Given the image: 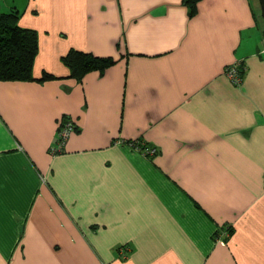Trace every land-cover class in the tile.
<instances>
[{
	"label": "crops",
	"instance_id": "1",
	"mask_svg": "<svg viewBox=\"0 0 264 264\" xmlns=\"http://www.w3.org/2000/svg\"><path fill=\"white\" fill-rule=\"evenodd\" d=\"M196 5L0 0L39 40L0 80V264H264L263 26ZM70 49L117 62L78 82Z\"/></svg>",
	"mask_w": 264,
	"mask_h": 264
},
{
	"label": "trees",
	"instance_id": "2",
	"mask_svg": "<svg viewBox=\"0 0 264 264\" xmlns=\"http://www.w3.org/2000/svg\"><path fill=\"white\" fill-rule=\"evenodd\" d=\"M198 1L184 0V3L190 7V16L195 15ZM38 52V34L33 29L22 28L19 25V13L17 11L0 13V80L30 81L35 79L33 66ZM62 61L70 70L69 77L78 82H81L89 72L103 73L117 62L112 57H100L76 49H70L62 57ZM53 78L55 76L46 73L40 80ZM63 121L67 120L63 119Z\"/></svg>",
	"mask_w": 264,
	"mask_h": 264
},
{
	"label": "built area",
	"instance_id": "3",
	"mask_svg": "<svg viewBox=\"0 0 264 264\" xmlns=\"http://www.w3.org/2000/svg\"><path fill=\"white\" fill-rule=\"evenodd\" d=\"M227 72L234 78V80L238 83L241 78L240 76L242 75V72H243V67L241 64L237 65H233V66H229L227 68ZM74 130V124L72 121H61V124H60V143L61 145L65 142V140L67 139V137L70 135V133ZM156 152L155 149H148L146 154L147 155H154ZM123 250V253L122 254H125L124 251L125 249H121Z\"/></svg>",
	"mask_w": 264,
	"mask_h": 264
},
{
	"label": "water",
	"instance_id": "4",
	"mask_svg": "<svg viewBox=\"0 0 264 264\" xmlns=\"http://www.w3.org/2000/svg\"><path fill=\"white\" fill-rule=\"evenodd\" d=\"M256 1H257L259 13H260V18L263 23L262 38H263V43H264V0H256Z\"/></svg>",
	"mask_w": 264,
	"mask_h": 264
},
{
	"label": "rangeland",
	"instance_id": "5",
	"mask_svg": "<svg viewBox=\"0 0 264 264\" xmlns=\"http://www.w3.org/2000/svg\"><path fill=\"white\" fill-rule=\"evenodd\" d=\"M255 7H256V9H257V12L259 13V9H258V5H257V1L255 0ZM259 15H260V13H259ZM260 24H261V26H263L262 24V20H261V18H260Z\"/></svg>",
	"mask_w": 264,
	"mask_h": 264
}]
</instances>
